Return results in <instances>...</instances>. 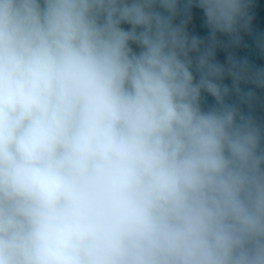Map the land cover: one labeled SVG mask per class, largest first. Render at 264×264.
Segmentation results:
<instances>
[{
  "label": "clouds",
  "instance_id": "1",
  "mask_svg": "<svg viewBox=\"0 0 264 264\" xmlns=\"http://www.w3.org/2000/svg\"><path fill=\"white\" fill-rule=\"evenodd\" d=\"M254 6L0 0V264H264Z\"/></svg>",
  "mask_w": 264,
  "mask_h": 264
},
{
  "label": "water",
  "instance_id": "2",
  "mask_svg": "<svg viewBox=\"0 0 264 264\" xmlns=\"http://www.w3.org/2000/svg\"><path fill=\"white\" fill-rule=\"evenodd\" d=\"M254 8L252 9L255 20L253 23V29L254 31H262L264 32V0H254ZM127 27V25H125ZM188 30L193 35H199L201 37H204L207 35V29L204 27V18L203 13L201 10L193 7L192 9V20L190 21L188 25ZM220 39H226V37H219ZM245 42L251 44L250 39L245 36ZM239 55L244 56L247 55L253 62L256 63H264V57H261V55L252 47L248 49H241L238 52ZM218 59L223 61V54L218 55ZM262 98H264V92H259ZM206 102L208 104L213 103L211 97L206 98ZM257 115L264 117V110H258Z\"/></svg>",
  "mask_w": 264,
  "mask_h": 264
}]
</instances>
